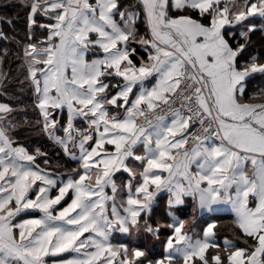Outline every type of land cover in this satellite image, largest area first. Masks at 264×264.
<instances>
[{"label": "snow or ice", "instance_id": "6c2138e0", "mask_svg": "<svg viewBox=\"0 0 264 264\" xmlns=\"http://www.w3.org/2000/svg\"><path fill=\"white\" fill-rule=\"evenodd\" d=\"M21 4L19 91L76 166L21 143L27 106L0 101V264H264V0ZM186 197L230 208L233 237L180 219ZM140 232L162 253L116 241Z\"/></svg>", "mask_w": 264, "mask_h": 264}, {"label": "trees", "instance_id": "16d2710c", "mask_svg": "<svg viewBox=\"0 0 264 264\" xmlns=\"http://www.w3.org/2000/svg\"><path fill=\"white\" fill-rule=\"evenodd\" d=\"M14 0H0V6H4L7 7L6 9L8 10V17L7 18H0L1 20V24H3V27L1 26L0 31H2L8 38L4 39V38H0V43L4 44L6 46L12 45L13 50V56H15V54H17L19 52L20 49H22V45L20 46V44L25 41L26 42V31H25V24H24V17H25V10L24 12H22V15L20 12L17 11V6L15 5V3L13 2ZM126 0H123V3ZM17 5H22L21 1L19 0ZM11 19L14 21V23L9 24L8 20ZM143 23L141 22L140 24V30H143ZM37 38H39V33L37 32ZM22 51V50H21ZM18 62V61H17ZM3 89L5 92H7L6 88H0V90ZM12 90H14V92L12 94H14V96L19 97V93L16 91L17 89L15 88V85L13 84L11 87ZM0 99H2L3 101L6 98H3L0 96ZM26 101L27 100H20V104L22 106H27L26 105ZM13 103H16V100H12ZM29 121H31V123L29 124H25L23 123L24 121V114H20L18 115L16 118L21 122V126L17 129V139L25 144L26 146L32 147L34 148L35 146H39L41 147L42 150H45L49 153L50 159L52 161V166L55 168L57 162H59V165L62 166V168L67 169V168H71L72 162L68 161V159L66 157H64L63 153L59 151V149L53 145L52 143H50L47 139L46 136H42L38 133L37 128L35 127L34 121L36 119V113L35 114H29L28 110L26 113ZM58 170H61L60 168ZM232 218V216L228 213H220V214H215V223H217L218 219H222V218ZM220 222V221H219ZM217 223L216 225V233L217 235L221 238L227 236H230V225H224L222 223ZM216 235V236H217ZM217 240L218 237H216Z\"/></svg>", "mask_w": 264, "mask_h": 264}, {"label": "rangeland", "instance_id": "374dc122", "mask_svg": "<svg viewBox=\"0 0 264 264\" xmlns=\"http://www.w3.org/2000/svg\"><path fill=\"white\" fill-rule=\"evenodd\" d=\"M13 2L17 6V11L20 12L21 15H22V12H24V9H23L22 5H17L19 0H14ZM125 2L126 3H131V2H133V0H126ZM6 8L7 7L0 6V18H7L8 17V10ZM1 26L3 27V24H1V20H0V28H1ZM24 43H25V41H23L20 44V46L22 45V49H20L19 52L17 54H15V56H13V50L14 49L12 48V45L9 44V46H6V45L0 43V72L5 73L7 75V77H8V79H5V80H3L2 83H0V88H4L5 87L7 89L6 90L7 92H5L3 89H1L0 92L7 93V96H1V97L6 98V99L13 98L12 100H14V98L16 96H14V94H12V93L14 92L15 89L14 90L11 89L12 85L14 84L15 88L17 89L16 91L19 93L18 95H19L20 100L21 99L22 100H27L26 101V105H27L28 113L29 114H35V112L32 110V107H31V99H30L31 93L29 91H25L24 93H21L19 91V89L21 88L20 81L24 80V75H25V69L21 67V65L23 63L22 56H23ZM25 87H27L26 84H25ZM0 101H3V100L0 99ZM75 166H76L75 164H72L71 167H75ZM59 168L61 169V170H59L60 172H64L66 170V169L62 168L61 165H60ZM187 219L194 220L195 217L189 216L188 218H186V220ZM218 222L222 223L224 225H230V228H231L232 231L229 232L230 233L229 238H232L233 237V232H234L233 218H230V217L229 218H225L224 217L222 219H218L217 223ZM198 223H199L198 221L194 220V230L196 232H201V226ZM200 223H202V222H200ZM202 226L206 227L207 223L203 224ZM140 233L142 234L143 232H140ZM135 234L136 233H134V235ZM142 235L145 236L144 240L146 242H149L147 237H150V236H147L145 233H143ZM164 237L165 236H161L160 238L163 239ZM216 237H218L219 240H217ZM216 237H215V240L217 242H221L222 243L224 238L222 237L221 240H220V237L218 235ZM150 238H151V240H153L152 237H150ZM155 242H157V243H159L161 245V243L159 241L156 240ZM209 251L211 252L212 250H209Z\"/></svg>", "mask_w": 264, "mask_h": 264}, {"label": "crops", "instance_id": "0c3cea01", "mask_svg": "<svg viewBox=\"0 0 264 264\" xmlns=\"http://www.w3.org/2000/svg\"><path fill=\"white\" fill-rule=\"evenodd\" d=\"M143 29H144V27H143ZM141 32H143V30ZM167 198H168L167 193H163L159 196L158 205L155 208V211L153 213V220L159 219V218L167 215V211H168ZM185 201L186 202L184 205L177 206L179 210L176 211L175 214L180 219H186L189 216L195 217L194 220L198 221L199 222L198 224L201 226V233H202V229H203V226H202L203 224L216 222L215 221V214H220V213L228 214L229 213L232 216V218L234 219L233 214L231 212V209L228 207H222L220 210H218L216 212H209L207 209H205L203 212H201L199 209L195 208L194 202H193L191 197H186ZM200 222H202V223H200ZM142 234L136 233L135 235L133 234V236L128 237L126 235L117 233L116 234V241L129 243V242L135 240L141 247L147 246L148 248H150L151 254H153V255L161 254L163 251L162 245L155 242L156 241L155 239L151 240L150 237H147L149 242H146L144 240L145 236ZM166 235H167V232L161 233V236H166ZM116 241H114V242H116Z\"/></svg>", "mask_w": 264, "mask_h": 264}]
</instances>
